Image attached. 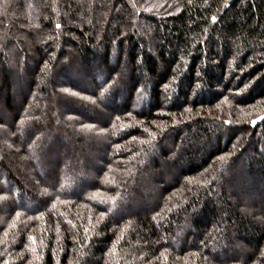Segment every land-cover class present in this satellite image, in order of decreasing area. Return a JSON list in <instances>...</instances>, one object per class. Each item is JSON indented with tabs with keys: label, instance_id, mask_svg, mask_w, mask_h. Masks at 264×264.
<instances>
[{
	"label": "trees",
	"instance_id": "1",
	"mask_svg": "<svg viewBox=\"0 0 264 264\" xmlns=\"http://www.w3.org/2000/svg\"><path fill=\"white\" fill-rule=\"evenodd\" d=\"M83 1L0 0V264H264V0Z\"/></svg>",
	"mask_w": 264,
	"mask_h": 264
},
{
	"label": "rangeland",
	"instance_id": "2",
	"mask_svg": "<svg viewBox=\"0 0 264 264\" xmlns=\"http://www.w3.org/2000/svg\"><path fill=\"white\" fill-rule=\"evenodd\" d=\"M72 1H73V3H79V1L81 2L82 0H72ZM85 1L87 2V1H89V0H85ZM85 1H83V2H85ZM36 40H39V41L41 42V38H40V37H37ZM38 83H39L40 85H43V84H45V81H44L43 79H39V80H38ZM43 100H44V98H43ZM48 101H49V102H46V100H44V101H39V103L36 105L37 108H39L40 110L43 109V110L45 111V113H46V106H47V105H48V106L51 105L50 107H53V108H54V105L52 104L53 101H54V99H52V98L50 97V99H48ZM47 115H48V116L50 115L49 117H46V118H45V122H46V119H47V123H48V119L51 118V117H53V113H52V112H47ZM44 138H45V140H47V141L50 140V137L48 138V135L45 136V137H43L42 139H44ZM42 139L40 138V139L37 140L36 143L34 144L33 148L35 149V151H36V149H37V151L40 152V148L42 147L41 144H42V141H43ZM30 151H31V149H30ZM63 154L65 155V157H66V155H67V158L65 159V162H66V164L68 165L67 168L70 169V168H71V165H73V162H72L71 159H72V157H75V156H76V150L73 149V148H66V149H64ZM32 156H34V154H32ZM78 178H79V179H83L84 177H83V175H79Z\"/></svg>",
	"mask_w": 264,
	"mask_h": 264
},
{
	"label": "snow or ice",
	"instance_id": "3",
	"mask_svg": "<svg viewBox=\"0 0 264 264\" xmlns=\"http://www.w3.org/2000/svg\"><path fill=\"white\" fill-rule=\"evenodd\" d=\"M213 20H215V17H213ZM60 27V25H57V28H59ZM261 119H264V117H262Z\"/></svg>",
	"mask_w": 264,
	"mask_h": 264
}]
</instances>
